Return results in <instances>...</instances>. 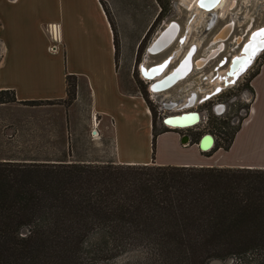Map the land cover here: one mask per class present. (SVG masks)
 <instances>
[{"label":"trees","instance_id":"16d2710c","mask_svg":"<svg viewBox=\"0 0 264 264\" xmlns=\"http://www.w3.org/2000/svg\"><path fill=\"white\" fill-rule=\"evenodd\" d=\"M76 84L66 76L64 101L22 104L68 106ZM4 94L12 97L0 103L15 102ZM154 127L152 157L162 133ZM123 256L120 264H264V170L0 161V264H117Z\"/></svg>","mask_w":264,"mask_h":264},{"label":"crops","instance_id":"0c3cea01","mask_svg":"<svg viewBox=\"0 0 264 264\" xmlns=\"http://www.w3.org/2000/svg\"><path fill=\"white\" fill-rule=\"evenodd\" d=\"M67 75L77 79L74 100L68 106L50 107L66 141H73L82 127L87 133L97 125L101 138L111 143L114 163L264 170V62L249 84L250 111L226 150L218 148L212 157L204 158L199 152L210 151L183 145L175 133L162 132L155 138L152 157L151 114L140 95L121 90L113 31L101 0H0V91L14 93L11 105L64 101ZM141 119L146 130L143 150L137 152L138 143L130 136L133 150L122 154V126L133 134ZM6 160L63 162L0 159Z\"/></svg>","mask_w":264,"mask_h":264},{"label":"rangeland","instance_id":"374dc122","mask_svg":"<svg viewBox=\"0 0 264 264\" xmlns=\"http://www.w3.org/2000/svg\"><path fill=\"white\" fill-rule=\"evenodd\" d=\"M230 2L231 0H223L221 5L215 9L216 21L213 26H208V24L200 26L189 39H185L189 40L188 42L180 44L178 40H175V43L164 53L146 61L147 47L168 22H177L180 25L179 37H185L186 27L190 24L191 16L195 13L196 0H101L115 33L116 60L121 90L124 93L140 95L145 103L150 106L155 133L170 132L175 133L180 138L186 135L188 139L183 145L190 143V146H194L195 149H197L196 145H198L202 135H212L215 146L210 152L203 154L197 150L200 155L197 154L204 158L212 157L219 146L226 150L231 135L239 129L245 114H247L245 111L250 106V103L246 102L245 96L249 95L251 98L252 95L249 85L251 77L260 68L264 60L263 50L235 84L224 87L203 102L199 100L205 96L203 92L212 93L209 92L212 89L209 79L228 66L226 63L224 66L218 67L217 72H215V67L222 58L226 57L228 61L230 56L239 53L242 42L235 44L233 38L240 36L242 40H246L250 30L254 31L264 24V0H259L255 2L256 5H250L247 8L241 5L243 0H237V7L228 11ZM232 12L236 14V18L232 21L234 30L228 40L223 42V50H220L215 59L208 62L203 69L191 72L185 81L176 84L166 94L169 95L168 99L171 97L172 100L181 102L187 100V97L191 96V92L195 93V103L193 102L194 104L189 106V110L198 112L202 117L201 121L190 128L177 130L167 128L162 119L169 115L163 105L159 101L157 102L150 92L148 88L150 83L142 76L140 65L147 63L152 66V64L163 61L176 50L178 45L182 47L181 55L183 56L189 45L197 38L201 40V44L197 53L194 54V58L200 59L205 56V51L211 47L210 43L218 30L230 22ZM205 20L211 21L212 16H207ZM249 24L250 28L247 29ZM219 45L221 44H215L216 49L219 48ZM177 61L178 58L170 68L177 64ZM203 76H208L209 79H202ZM0 97L6 102L12 96L11 94H4ZM233 98L234 100H232ZM191 99L190 97V101ZM82 101L86 104L85 93H83ZM218 105L224 106L221 111L217 109ZM51 106H27L23 104L22 106H12L11 103H0V159L16 158L18 160L71 161L77 163L87 160L93 164L113 161L114 158L110 154L111 143L101 138L98 127L96 128L97 125H93L92 129L87 127V133L83 131L82 127L73 141L64 140L62 132H60L61 128L53 122ZM185 111L177 110L175 112L179 114ZM140 122L134 128L133 134L125 131L127 130L125 124L122 126L119 139L122 154L130 155L131 150H133L130 136H134L135 143H138L137 152L143 150L142 136L144 132L146 133L145 119L144 124H142L143 119ZM95 130L97 131V139L92 135ZM126 259V256L119 258L117 264ZM214 264H240V261L236 258L225 262L218 261Z\"/></svg>","mask_w":264,"mask_h":264},{"label":"bare ground","instance_id":"6f19581e","mask_svg":"<svg viewBox=\"0 0 264 264\" xmlns=\"http://www.w3.org/2000/svg\"><path fill=\"white\" fill-rule=\"evenodd\" d=\"M223 0H216L215 3H205L203 6L201 5V2L200 0H196V5H195V8H194V11L195 13L191 16V19L190 20V24L186 27V32H185V37L183 38L182 37H179V32H180V25L178 24V30L175 31V36H174V39L173 40H170V42H168L167 44L163 45V41L164 40H158L155 44V46H153L152 44L155 42L157 36L160 34V32L166 28L169 24V22L161 29V31H159V33L157 34V36L155 37V39L151 42V44L147 47H151V50H149L151 53L154 52V51H159L157 52L156 55H150L149 52H146L145 54V59L146 61H149L152 57H155V56H159L161 55L162 53H164L169 47H171L174 43H175V40H178L179 43H183V42H188L189 40H185V39H189L190 36L193 34V32L197 31L198 28L202 25H207L208 26H213L215 24V21H216V13L214 12L215 9H217L221 3H222ZM259 0H243L242 2V6H244L245 8H247L248 6L250 5H256L255 2H257ZM255 3V4H254ZM240 5V7H241ZM237 7V0H231L230 4H229V8H228V11L232 10V9H235ZM239 7V9H240ZM201 8V9H200ZM236 11V10H235ZM207 16H212V20L211 21H207L205 20V18ZM236 18V14L234 12L231 13V19H230V22H229V26L228 28H226V30H224L223 32H221V34L216 37L215 39H212V42L210 43V46L206 51H205V56L201 57L200 59H196L194 58V54L197 53L198 51V48L200 47V44H201V40L200 39H196V40H193V42L189 45V48L191 46H193V49L191 51V59L190 61H188V59L185 60L184 62V65L182 67H180L174 74L176 76V79H174L172 83H175L174 85L171 83L169 85H173L172 87H170L169 89L173 88L176 84H178L179 82H182L183 80L185 81V79L188 78L189 74L191 72H194L195 70L197 69H203V67L205 65H207L208 62H210L211 60L215 59L217 53L220 51V50H223V40H228L229 36L231 35V33L233 32L234 30V24L232 21H234V19ZM188 20V18H187ZM214 23V24H213ZM207 26V27H208ZM173 27V26H172ZM176 27V26H175ZM206 27V28H207ZM264 27V24L263 26H261L260 28L256 29V30H259L261 28ZM210 28V27H209ZM250 28V24L249 26L247 27V29ZM205 29V28H204ZM221 29V28H220ZM219 29V30H220ZM218 30V31H219ZM254 30V31H256ZM169 32H172V28L169 30ZM253 31L250 30L249 33L247 34V39L248 40H251V44L248 45L245 49H244V52H245V56L246 57H241L239 58L240 56L244 55V53H240L241 52V49L243 47V44L247 41L246 40H242L241 37H239L238 40H235L234 42H236L235 44H239L241 43L240 45V48H239V53L237 52V54L235 55H232L230 56L233 61L231 62V58L230 60L227 61V58L225 57V63L224 65L227 63V67L225 68V70L219 72L215 78L214 75L213 77H211L209 79V77L207 76V78L209 79V82L212 84V89L209 91V92H214L215 90L216 93H218L221 89H223L224 87H228L229 86V83L230 81H232L231 83H234L237 81V78L239 77V75L243 72H241V70H247L249 68V66L252 64L253 60L255 59V56H257L259 53H257L256 55H254V57L252 58L251 54L254 53V50L256 49V47H258L259 45H257L258 43H260L259 40H264V34H261L260 31L256 34H254L250 39V34L252 33ZM263 35V37H262ZM215 37V36H214ZM217 43H220L221 45H219V48L216 49L215 47V44ZM161 47V48H160ZM261 48L264 47L263 43L260 45ZM158 48H160V50H158ZM189 48L185 51V53L183 54V56L181 55L182 54V47L180 45H178V47L176 48V50H174L172 52V54L170 56H168L166 59H168V61L164 64L165 67L162 68V69H151L147 72L148 70V67L151 66V65H148L147 63L146 64H142L141 68H142V71L145 73V75H148L149 78H153L154 75H156L157 73H160V76L159 77H155V79L153 80H146L147 82H149V86L148 88L150 87L151 84H153L154 82L158 81L161 79V77L165 76L166 74H168L173 68H175L179 62L183 59V57H185V55L187 54V52L189 51ZM180 55L182 56L180 58ZM219 55V54H218ZM178 58V61L176 62L177 64H175L172 68H170V66L175 62V60ZM224 58V57H223ZM222 58V59H223ZM166 59H164L163 61H165ZM205 59V60H204ZM249 59V60H248ZM198 60V62L196 64L195 61ZM163 61L159 62V63H156V64H160L162 63ZM156 64H152V65H156ZM230 64H232V66L230 67ZM223 65V66H224ZM246 65V66H245ZM244 66V67H243ZM243 68V69H242ZM236 70V71H234ZM244 70V71H245ZM162 71V72H161ZM228 72H233V74H229V76L226 75V73ZM217 72V68H216V71ZM222 77L223 80H222ZM182 79V80H180ZM203 79V77H202ZM180 80V81H179ZM196 80V79H194ZM178 81V82H177ZM201 82V81H200ZM186 88H188V86H186ZM168 89V90H169ZM153 90L155 91V87L153 88ZM168 90L164 91V92H161V93H154L152 91V94H153V97H155L156 101L160 102V104H164L165 106L167 107H171L170 108H173V107H177L175 108V111L177 110H180V106L182 105H185L187 104L186 101L188 100V97H187V100L185 99L184 101H181V102H178V100H172L171 97L168 99V96L166 94H168ZM170 91V90H169ZM211 93L207 94V95H210ZM191 96H189V100H190V97L192 98L191 99V102H190V105L191 103L194 104L195 102V99H196V94L195 93H190ZM193 95V96H192ZM205 97V96H204ZM204 97H201L199 100H202ZM209 98V97H207ZM204 100V99H203ZM202 100V102H203ZM194 102V103H193ZM219 110L221 111V108H219ZM194 111H185V112H181L179 114H174V115H169L167 117H165L164 119H167L166 123H168L170 126H168L167 128H170L172 130H177V129H184V128H190L192 127L194 123H196V121L199 119H196V117L194 116H191V117H185V118H182L180 120H173L172 118L175 117V116H182L184 114H189V113H193ZM163 120V119H162ZM167 126V125H166ZM93 137H96L97 136V131L95 130L93 132ZM201 140V139H200ZM187 142V139L185 138L183 140V144H185ZM200 142V141H199ZM198 142V144H199ZM215 145V141H214V138H212V144L206 140L203 144V150L200 149L202 152H206V150L210 151ZM199 146V145H197Z\"/></svg>","mask_w":264,"mask_h":264},{"label":"water","instance_id":"95a60500","mask_svg":"<svg viewBox=\"0 0 264 264\" xmlns=\"http://www.w3.org/2000/svg\"><path fill=\"white\" fill-rule=\"evenodd\" d=\"M230 24L229 23H227V24H225L217 33H216V35H215V37L213 38V39H215L216 37H218L220 34H221V32H223L224 30H226V28H228V26H229ZM173 26V27H172ZM176 26V27H175ZM172 28V32H169V30ZM261 29H264V27L263 28H261ZM178 30V24H177V22H175V21H170L169 22V24H168V26L166 27V28H164L161 32H160V34L157 36V38H156V40H155V42L152 44L153 46H155V44H156V42L158 41V40H164L163 41V45H165V44H167L168 42H170V40H173L174 39V36H175V31H177ZM260 30V29H259ZM259 30H256V31H253L251 34H250V37H249V39L254 35V34H256V33H258L259 32ZM230 37V36H229ZM239 37L240 36H237V37H235V38H233V40L235 41V40H238L239 39ZM262 37H263V35H262ZM226 40H223V42H225ZM260 41V43H258L257 45H259L258 47H256V49L254 50V53L253 54H251L252 56V58L254 57V55H256L257 53H261L263 50H264V47L263 48H261L260 47V45L263 43V45H264V40H259ZM251 44V40H247L244 44H243V47H242V49H241V52L240 53H244V55H242V56H240L239 58H243V57H246L245 56V52H244V49L248 46V45H250ZM152 47V46H151ZM151 47H149V48H147V52H149V54L150 55H156L157 54V52H159V51H154V52H150L149 50H151ZM161 48V47H160ZM160 48H158V50H160ZM192 49H193V46H191L190 48H189V51L187 52V54L185 55V57H183V59L179 62V64L175 67V68H173L168 74H166L165 76H163V77H161V79L160 80H158V81H156V82H154L153 84H151L150 85V87H149V90L150 91H152V92H156V93H161V92H164V91H166V90H168L170 87H172L175 83H172V82H174L175 80L174 79H176V76H175V72L180 68V67H182L183 65H184V62H185V60L186 59H188V61H190V59H191V57H192V55L190 54L191 53V51H192ZM258 54V55H259ZM257 55V56H258ZM255 58H256V56H255ZM205 60V59H204ZM249 60V59H248ZM168 61V59H166L165 61H163L162 63H160V64H156V65H153V66H150V67H148V70H147V72L149 71V70H151V69H162V68H164L165 67V63ZM225 61V57L219 62V64L215 67V71H216V68H220V67H222L223 65H224V62ZM233 61V59L231 60V62ZM198 62V60H196L195 61V63L194 64H196ZM232 66V64H230V67ZM246 66V65H245ZM244 67V66H243ZM243 69V68H242ZM246 69V68H245ZM244 69V70H245ZM244 70H241V72H245ZM234 71H236V70H234ZM234 71H232L231 73L230 72H228L227 71V73H226V75L227 76H229V74H233V72ZM140 72H141V74H142V76L146 79V80H148V81H150V80H153V79H155V77L157 78V77H159L160 76V73H157L156 75H154V77L153 78H149V76L148 75H145V73L142 71V68L140 67ZM162 72V71H161ZM229 73V74H228ZM243 73H241L240 75H239V77L243 74ZM216 77V75L213 77V78H215ZM239 77L237 78V80L239 79ZM206 79L207 80V76H203V79ZM223 78L224 77H222V80H223ZM174 80V81H173ZM180 80H182V79H180ZM179 80V81H180ZM178 82V81H177ZM232 81H230V82H228L229 83V86L230 85H233V84H235V82L234 83H231ZM173 84V85H169V84ZM155 87V91L153 90V88ZM206 90V89H205ZM203 91V90H202ZM216 91L217 90H215L214 92H212L210 95H207L206 94V92L207 91H205V92H203V93H205V97L203 98L204 100H206V98L207 97H210V96H212V95H214L215 93H216ZM199 94H202V93H199ZM188 99H189V97H188ZM202 99V100H203ZM188 104H185V105H182V106H180V110L181 109H183V108H185L186 106H187ZM170 107H171V105H170ZM173 108H177V107H173ZM191 116H194V117H196V119H198V116H197V114H184V115H182V116H175V117H173L172 119L173 120H180V119H182V118H185V117H191ZM166 121H167V119H164V121H163V124L166 126H170L168 123H166ZM197 122V121H196ZM195 124V123H194ZM193 125V124H192ZM188 139V137L185 135V136H183L182 138H181V144H183V140L184 139ZM212 136L211 135H205V136H203L202 138H201V140H200V142H199V149H202L203 150V144H204V142L206 141V140H208L211 144H212ZM207 151V150H206Z\"/></svg>","mask_w":264,"mask_h":264},{"label":"built area","instance_id":"2783aa9c","mask_svg":"<svg viewBox=\"0 0 264 264\" xmlns=\"http://www.w3.org/2000/svg\"><path fill=\"white\" fill-rule=\"evenodd\" d=\"M52 50H53V48H52ZM142 65H140V67H141ZM153 66V65H152ZM150 67V66H149ZM245 99H246V102L247 103H251V98H250V96L249 95H246L245 96ZM232 100H234V98L232 99ZM202 101V100H201ZM189 102H191L189 99H188V103ZM163 105V107L165 108V110L167 111V113H168V115H173V114H178V112L176 113L175 111H174V109L175 108H170V107H167V106H165L164 104H162ZM193 104H191L190 105V103L185 107V108H183V109H181V110H179V111H182V110H186V111H191V110H189L190 109V107L189 106H192ZM222 107H224V106H221V105H218L217 106V109H219V108H222ZM247 111H245V113H249V111H250V108H248V109H246ZM218 111V110H217ZM220 111V110H219ZM190 114V113H189ZM191 114H197V116H198V120H197V122L195 123V124H193V126L194 125H196V124H198L200 121H201V115L198 113V112H196V111H194L193 113H191ZM247 114H245V116L247 115ZM167 115V114H166ZM95 119H93V121H94ZM163 121H164V119H163ZM166 127H168V126H166ZM205 135H210V134H204V135H202L200 138H202L203 136H205ZM212 136V135H211ZM213 137V136H212ZM209 151V150H208Z\"/></svg>","mask_w":264,"mask_h":264},{"label":"snow or ice","instance_id":"6c2138e0","mask_svg":"<svg viewBox=\"0 0 264 264\" xmlns=\"http://www.w3.org/2000/svg\"><path fill=\"white\" fill-rule=\"evenodd\" d=\"M200 2H201V5L203 6L206 2L207 3H215L216 0H200ZM259 31L261 34H264V29H260Z\"/></svg>","mask_w":264,"mask_h":264}]
</instances>
